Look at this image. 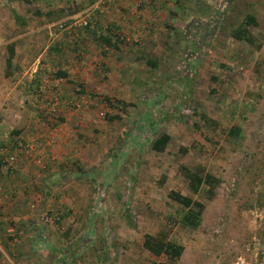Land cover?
Here are the masks:
<instances>
[{
    "label": "rangeland",
    "instance_id": "374dc122",
    "mask_svg": "<svg viewBox=\"0 0 264 264\" xmlns=\"http://www.w3.org/2000/svg\"><path fill=\"white\" fill-rule=\"evenodd\" d=\"M97 1L0 0V48L6 49L0 60L15 44L28 67L38 59L78 72L85 62L100 63L102 87L116 89L96 93L102 100L95 104L84 95L74 104L95 114L100 105L98 113L115 118L107 117L110 130L95 146L100 169L84 175L88 168L78 167L83 176L71 182L81 195L79 209L31 207L19 212L35 217L17 221L0 206V264H264V0ZM147 6L159 9L155 24ZM88 14L90 26L68 27ZM118 14L128 29L112 25ZM248 14L256 18L251 43L232 37ZM205 33L211 38L203 42ZM74 85L82 93V82ZM21 98L0 97V133L11 130L17 113L41 114L33 99ZM166 130V149L154 150L152 140ZM16 162L0 154V177L8 185L18 174ZM182 164H202L220 178L212 197L205 187L189 188ZM172 189L204 202L197 228L181 222L185 208L168 196ZM0 191L4 205L22 192ZM147 233L183 244L182 255L171 260L153 253L143 244Z\"/></svg>",
    "mask_w": 264,
    "mask_h": 264
},
{
    "label": "crops",
    "instance_id": "0c3cea01",
    "mask_svg": "<svg viewBox=\"0 0 264 264\" xmlns=\"http://www.w3.org/2000/svg\"><path fill=\"white\" fill-rule=\"evenodd\" d=\"M132 2H127V5H131ZM175 5L177 8L179 7L177 3ZM145 11H148L149 21L152 22L153 14H156L159 9L150 10L147 6ZM181 13L179 11L178 14L183 19ZM157 16L159 14H156L155 17ZM117 17L118 19H115L116 22L112 25L120 24L128 29L126 17L121 14H118ZM156 20L159 21V19ZM152 23L155 24V22ZM148 31L147 29L138 31L137 35L143 38ZM132 35L136 34L133 32ZM81 36L83 39L88 38L83 32H81ZM209 37L205 33L206 39L203 42L209 41ZM203 45L206 44H201V47ZM0 51L5 53L6 49L0 48ZM22 51L13 44L9 58L0 60V88H2L0 97L8 102L15 101L18 97H22L21 99L26 101L33 99L32 101L38 104L41 114L17 113L20 118H16L15 124L10 126L8 123L11 130L0 133L3 146L7 144L9 146L8 151L18 155L16 162L18 174L13 178V184L8 185L7 180L5 182V179L0 177V187L5 191H22L19 192V198H14L5 205L3 204V197H1L0 206L2 209L11 210L10 214L13 219L19 221L25 218L28 221V219L35 217H33L34 213L25 214L19 211H28V208L31 207H36L37 210H64L65 212L71 209H79L77 199L81 195L77 190H73L71 182L81 178L79 176H83L81 172L83 170H79L78 167H82L81 169L83 167L88 168V172H85L84 175H90V171L96 170L97 167L100 169L102 152H97L95 146L101 143L103 136L110 130L107 117L113 119L112 121L115 118L108 116V114L102 116L101 112L98 113L100 105H98L97 116L94 112L86 109V104H83L80 109L76 108L74 104L79 102L83 95L84 101L87 100L88 103L95 104L98 102L97 99L102 100V97H96V93L108 89L109 93L114 94L116 89H113L111 85L107 89L102 87L100 63L98 66L91 61L85 62V64L77 67L78 72L75 71L76 68L71 67V64H42L38 59L31 67H28L18 60ZM50 58L54 60L49 55V60ZM101 58H103L102 55ZM109 58L113 57L109 55ZM6 66L9 68L7 69ZM18 72H23L26 78L17 79ZM9 79L11 81H8ZM77 80H80L84 86L82 93L75 90L74 84ZM36 87L39 90L37 95L33 94ZM30 90L32 93H29ZM44 110L46 113H42ZM165 132L170 134L168 130ZM18 138H21L26 145L31 143L32 147H29L28 150L25 145L19 148L13 145L14 148H12L10 144L15 143ZM37 164L49 169L46 173H44L45 170L40 172ZM110 165L117 166L115 162H111ZM78 180L80 181V179ZM77 189L79 191V188ZM80 189L84 191L83 187ZM91 193L95 196V190ZM0 194H3V191H0ZM87 198H91V195L88 194ZM45 199H51V202H46ZM74 199L76 200L74 201ZM26 201L29 203L27 204ZM61 201L63 204L60 203ZM11 229H14L15 233L20 231L17 226H13ZM12 243L15 242L8 241L9 246ZM0 246H3L1 240Z\"/></svg>",
    "mask_w": 264,
    "mask_h": 264
},
{
    "label": "trees",
    "instance_id": "16d2710c",
    "mask_svg": "<svg viewBox=\"0 0 264 264\" xmlns=\"http://www.w3.org/2000/svg\"><path fill=\"white\" fill-rule=\"evenodd\" d=\"M15 16L16 18L20 17L18 14H16ZM199 19L203 18H201L200 16ZM251 24H256V18L252 14H248L245 20L242 22L241 26H239L232 32V37H234L235 39H244L251 43L253 41V34L249 29V26ZM150 63L152 66H156L155 61H151ZM233 132L234 134H238L240 132V129L238 127H234ZM170 139L171 135L169 133L162 132L152 140L151 146L156 151H163L166 149L168 143L170 142ZM180 170L185 179L188 181L189 188L194 193L199 192L202 187H205L207 197H212L214 195V187L220 182V178L212 172L207 171L202 164H196L194 167L182 164L180 166ZM168 196L171 199L177 201L185 208L181 216V222L183 223V225L193 229L197 228L202 220V213L205 208L204 202L174 189L169 191ZM143 244L153 253L157 255L164 254L171 260L178 259L182 255L184 250L183 244L168 239L163 233L145 234Z\"/></svg>",
    "mask_w": 264,
    "mask_h": 264
},
{
    "label": "built area",
    "instance_id": "2783aa9c",
    "mask_svg": "<svg viewBox=\"0 0 264 264\" xmlns=\"http://www.w3.org/2000/svg\"><path fill=\"white\" fill-rule=\"evenodd\" d=\"M98 4L96 5H99V3L101 1H97ZM91 25V15L88 14L87 16L85 17H82L81 19H78V20H75L74 22H72L71 24H69L68 27H71V28H75V27H87V26H90ZM123 38V37H122ZM85 99V97L83 96V100ZM77 106L80 105V103H77L76 104ZM24 142L21 138H18L15 143H13V145L16 147V148H19V147H23L24 145ZM26 146V144H25ZM0 154H3L4 155V160L7 162V163H14L17 159V156H16V153H7L4 149V146H3V142H2V138H0Z\"/></svg>",
    "mask_w": 264,
    "mask_h": 264
}]
</instances>
